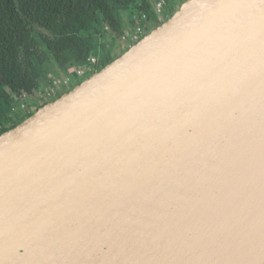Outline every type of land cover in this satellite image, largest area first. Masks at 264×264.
Wrapping results in <instances>:
<instances>
[{
  "label": "water",
  "instance_id": "95a60500",
  "mask_svg": "<svg viewBox=\"0 0 264 264\" xmlns=\"http://www.w3.org/2000/svg\"><path fill=\"white\" fill-rule=\"evenodd\" d=\"M122 42L0 133V264H264V211L232 204L264 191V0Z\"/></svg>",
  "mask_w": 264,
  "mask_h": 264
},
{
  "label": "trees",
  "instance_id": "16d2710c",
  "mask_svg": "<svg viewBox=\"0 0 264 264\" xmlns=\"http://www.w3.org/2000/svg\"><path fill=\"white\" fill-rule=\"evenodd\" d=\"M168 10L158 19L148 0H0V133L32 114L21 112L7 124L12 95L18 97L17 108L25 105L23 94L32 96L42 88L52 63L67 72L81 69L95 55L91 70H99L117 56L115 40L128 44L124 32L133 15L147 20L144 35L172 14ZM104 28L110 40H103Z\"/></svg>",
  "mask_w": 264,
  "mask_h": 264
},
{
  "label": "built area",
  "instance_id": "2783aa9c",
  "mask_svg": "<svg viewBox=\"0 0 264 264\" xmlns=\"http://www.w3.org/2000/svg\"><path fill=\"white\" fill-rule=\"evenodd\" d=\"M168 1L167 0H154L153 2V9L155 12V15L157 16L158 19H162V15L163 12L166 10L167 6H168ZM144 21H145V17L142 15L141 17ZM141 18H139L141 20ZM143 34V26L140 25H135L133 27V30L130 31H126L125 33V37L123 38L126 42H136L138 39H140V37ZM97 57L95 55H91L86 63L84 64V66L88 63V64H93L97 62ZM83 73V69H76L75 72L74 71H68L67 73H64V75L62 76L61 79H58V82L55 83V90L59 89L61 86H65L69 83H71L72 81V77H79L81 74ZM55 90L53 89V91L51 90V88L45 86H42L41 89H38L34 95V99H30L31 96H29L28 94H23L24 96V101L25 105L23 103H19L18 109L22 110L24 108L28 107V103L27 100H35V99H41L42 97H51V95L55 92ZM32 101L30 103H32Z\"/></svg>",
  "mask_w": 264,
  "mask_h": 264
},
{
  "label": "bare ground",
  "instance_id": "6f19581e",
  "mask_svg": "<svg viewBox=\"0 0 264 264\" xmlns=\"http://www.w3.org/2000/svg\"><path fill=\"white\" fill-rule=\"evenodd\" d=\"M262 168H264V165L262 166ZM241 185H245V188L239 191V199H242V201H239L238 203L233 202L232 204L238 206L239 210L242 212V215L248 216L249 214H251V216H253L255 214V216H257L256 214L258 212L264 211V191L253 194L248 191V185L245 183L244 180ZM235 191L238 192V189H235Z\"/></svg>",
  "mask_w": 264,
  "mask_h": 264
},
{
  "label": "rangeland",
  "instance_id": "374dc122",
  "mask_svg": "<svg viewBox=\"0 0 264 264\" xmlns=\"http://www.w3.org/2000/svg\"><path fill=\"white\" fill-rule=\"evenodd\" d=\"M168 2V6H169V9L171 8V10L173 11V8H174V6L177 4V2H179V1H181V0H167ZM132 17V16H131ZM139 23H137L138 25H140V26H142L143 25V19H141V21H138ZM129 26H130V31H132L133 30V27L135 26V20L133 21V24L131 23V22H129ZM127 29H128V27H127ZM103 33H104V37H102L103 38V40L104 41H107V40H110V38H109V36L107 35L108 34V32L106 31V29L104 28V31H103ZM119 41L120 40H115V44L114 43H112V47H115L116 46V49H119V52H118V54H120L122 51H123V48H124V43H122V44H120L119 43ZM127 44L125 43V46H126ZM121 48V49H120ZM117 54V55H118ZM50 61H48L47 63H48V65L50 64L49 63ZM46 63V64H47ZM86 74H83V75H81L76 81L78 82V81H81V80H83L85 77H86V75L88 74V72H85ZM46 78H48L49 79V81H48V87L49 88H51V90L53 91V89L55 90V88H54V86H55V83H57L58 82V79L56 78V77H53V76H50V77H46ZM0 80L1 81H3V79L0 77ZM76 82V83H77ZM75 83V84H76ZM47 84L46 85H44L45 87H47ZM63 93V92H62ZM61 94V93H60ZM59 94V95H60ZM30 99H34V95H32L31 96V98ZM36 100V99H35ZM32 100H27V103H28V107L27 108H24V109H22V110H19L17 107V110L19 111V112H25V111H27V109H29L30 108V106H33L34 104H33V102L32 103H30ZM25 103V102H24ZM34 112V110L31 112V113H33Z\"/></svg>",
  "mask_w": 264,
  "mask_h": 264
},
{
  "label": "flooded vegetation",
  "instance_id": "af4514ba",
  "mask_svg": "<svg viewBox=\"0 0 264 264\" xmlns=\"http://www.w3.org/2000/svg\"><path fill=\"white\" fill-rule=\"evenodd\" d=\"M168 8H169V6H167L166 10L163 12L162 19L167 16V14L165 12L166 11H169ZM78 78L79 77H72L71 83H69V84H67L65 86H61L59 89L55 90V92L51 95V97H48V98L42 97L41 99L33 100L32 102H33L34 105L33 106H30V108L28 110H35L40 105H42L45 102L49 101L50 99L56 97L60 93L65 92L66 90H68L71 87V85H73V84H75L77 82L76 80ZM12 98L14 99V105L12 106V111L8 114V117H9V120L7 121V124L8 125H10L11 123H13V121L15 120V118H16V116L18 114H21V112H19L17 110V108H16V102L18 100V97H15V96L12 95Z\"/></svg>",
  "mask_w": 264,
  "mask_h": 264
},
{
  "label": "crops",
  "instance_id": "0c3cea01",
  "mask_svg": "<svg viewBox=\"0 0 264 264\" xmlns=\"http://www.w3.org/2000/svg\"><path fill=\"white\" fill-rule=\"evenodd\" d=\"M127 17V19H129V17H131L130 15H128V16H126ZM132 18H134V20H135V25H137V23H139L138 21H141L138 17H136V16H134L133 15V17ZM119 43L120 44H122L123 42L122 41H119ZM121 49V48H120ZM112 52L113 53H115L116 55L118 54V52H119V49H116V46L115 47H112ZM92 66L93 65H90V64H87L86 66H83L82 67V69H83V73L81 74V75H83V74H86L85 72H91L92 70ZM76 69H79V68H77V66H75V69H74V67H70L69 69H68V71H74L75 72V70ZM67 71V72H68ZM67 72H62L59 68H58V66L57 65H54V63H52V66H51V69L48 71V73H47V76L48 77H50V76H53V77H56L57 79H61L62 78V76L64 75V73H67ZM80 75V76H81ZM46 76V77H47ZM79 76V77H80ZM48 81H49V79L48 78H46V80L44 81V83H43V86L44 85H46L47 83H48ZM28 110V109H27Z\"/></svg>",
  "mask_w": 264,
  "mask_h": 264
}]
</instances>
